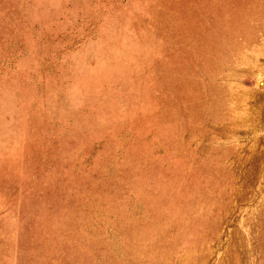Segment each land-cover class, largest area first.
<instances>
[{
  "label": "rangeland",
  "instance_id": "obj_1",
  "mask_svg": "<svg viewBox=\"0 0 264 264\" xmlns=\"http://www.w3.org/2000/svg\"><path fill=\"white\" fill-rule=\"evenodd\" d=\"M0 264H264V0H0Z\"/></svg>",
  "mask_w": 264,
  "mask_h": 264
}]
</instances>
